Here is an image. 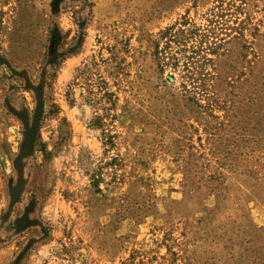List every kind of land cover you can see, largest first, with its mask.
<instances>
[{"label":"rangeland","instance_id":"rangeland-1","mask_svg":"<svg viewBox=\"0 0 264 264\" xmlns=\"http://www.w3.org/2000/svg\"><path fill=\"white\" fill-rule=\"evenodd\" d=\"M0 264H264V0H0Z\"/></svg>","mask_w":264,"mask_h":264},{"label":"trees","instance_id":"trees-1","mask_svg":"<svg viewBox=\"0 0 264 264\" xmlns=\"http://www.w3.org/2000/svg\"><path fill=\"white\" fill-rule=\"evenodd\" d=\"M184 25V24H183ZM168 30H170V28L168 29ZM180 32H184V29H178ZM176 33H179L178 31H168V36H172V35H174V34H176ZM175 36V35H174Z\"/></svg>","mask_w":264,"mask_h":264}]
</instances>
